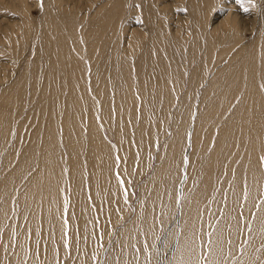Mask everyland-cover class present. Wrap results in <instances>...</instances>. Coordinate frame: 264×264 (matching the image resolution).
<instances>
[{
    "label": "bare ground",
    "instance_id": "bare-ground-1",
    "mask_svg": "<svg viewBox=\"0 0 264 264\" xmlns=\"http://www.w3.org/2000/svg\"><path fill=\"white\" fill-rule=\"evenodd\" d=\"M218 3L190 2L198 17L192 28L184 25L187 39L181 25L170 30L151 9L140 13L149 20L150 38L143 27L123 45L115 26L88 45L74 18L70 43L52 25L39 53V80L21 82L23 101L0 89V264H100L112 236L107 264H156L155 239L170 225L180 247L175 241L160 264L187 258L193 230L201 237L219 230L234 242L241 264H264V37L239 49L237 14L210 22ZM103 7L96 15L113 19L125 11L117 0ZM22 34L29 38L26 26ZM16 35L11 45L23 54ZM231 51V62L222 64ZM184 54L197 64L178 99ZM214 57L216 67L207 68ZM203 75L207 88L193 120L195 78ZM104 127L114 129L118 154ZM157 131L158 166L140 187L135 218L119 230L137 183L152 167Z\"/></svg>",
    "mask_w": 264,
    "mask_h": 264
},
{
    "label": "rangeland",
    "instance_id": "rangeland-1",
    "mask_svg": "<svg viewBox=\"0 0 264 264\" xmlns=\"http://www.w3.org/2000/svg\"><path fill=\"white\" fill-rule=\"evenodd\" d=\"M108 1L109 0H62L59 2L61 4H57L56 0H0V89L12 92L11 95H13V98L17 102L21 103L23 101L24 94L21 92V82L26 79L32 81L34 78L38 79L40 76L43 64L38 63L39 53L43 51L44 37L48 36V32L54 23H58L63 40L70 43L74 34L70 26V18H74L76 23L79 25L77 32L86 40L88 45L93 44L95 39H99L101 37L103 39V37L110 35L112 33L111 28L115 26L116 31H118V35L120 32L123 37L121 41V44L123 45V43L128 44L129 41L134 39V32L141 30L143 27V34L145 35V32L148 33L147 36L145 35L146 39L150 38L153 31H151L152 28L149 25V20L144 18L146 16L143 15V17L140 14L144 10L146 11L151 9L152 13L155 11L157 13L156 14L154 12L156 14L155 16L164 18L165 22L167 19V28L172 31L176 30L178 25H181L179 33L183 34L185 39H187L186 37H188L189 34L186 35L184 25L192 28L198 17L193 16L190 12L189 5L192 0H117L120 2L121 6H124L125 8V11L120 16L114 15V18L112 19L107 16H103L102 14L96 15L99 11L98 9H100L102 13L107 11L103 5L108 3ZM193 1H195V4L197 3V5L204 2V0ZM120 11L119 7L115 13L119 14ZM210 13V17L212 16L210 18V22L214 21V18H218L220 14L222 15L220 21L227 13L232 16L234 14L238 15L237 28L240 29L241 27L240 31L243 37L241 43L238 45L239 49L244 48V50H249V48L253 45V41H258L264 37V32H261V30L264 29V0H253L251 4H240L237 3V0H219V3L210 10ZM193 18L196 20L194 21ZM110 22H112L111 25ZM10 23H14L12 30L9 34L4 35L5 28L8 27V25L10 26ZM47 23H49V25H47ZM217 24L218 22L209 27L216 26ZM25 26L28 28L30 34L29 38L26 40L23 39L22 34ZM161 26H163V22ZM17 32H19V37L23 40H21L20 46L22 49H26V51H23V54L14 50L15 47L11 45L14 38L15 41L18 40V36L16 35ZM191 36L194 38L193 34ZM189 41L187 42L189 43ZM204 43L205 42L202 44ZM233 53L234 52L231 51L222 64L226 65L227 62H231L233 59ZM196 62V60H192L186 54L181 57L180 66L184 76L183 83L180 84L182 91L180 92L178 99L184 96L189 90V82L194 75L193 70L196 68ZM215 62L216 58L213 59L210 66L207 68H215L216 66H213ZM38 66L40 67L39 71ZM109 73L110 70H108L107 74ZM202 78H204V75L201 79L195 78V85L198 84V88L196 89L198 96L194 105L192 104V98L188 101V106L190 108L192 105L194 106L192 119L195 116L196 108L199 105V97H203V92L207 88V79L205 80V83H200ZM177 109L178 105L176 102L174 108L170 109L171 122ZM16 120L17 119L15 118L14 123ZM171 122L167 127L168 134L166 140L170 138L169 134L172 131ZM193 124L194 123H192V125ZM103 131L113 150L118 154V140L114 129L104 127ZM14 135H17L16 130L14 131ZM155 135L157 143L155 151L152 152V167L145 175L142 176L140 182L137 183L134 190V199L131 204V214H129L120 224L119 230L120 228L128 225L135 218L137 212L136 204L141 199L140 187L142 184L147 182L146 180L153 175L155 168L158 166L156 161V155L158 152L157 147L162 146V144L159 141V131H157ZM12 144L13 140L7 147L6 153L12 147ZM4 160L5 152L0 153V173L3 169ZM137 164L138 161L136 162V165ZM133 175L134 180L137 176V168L135 169ZM168 228L159 233L158 237L155 239V258H157L156 264L162 263L164 259L166 260V258L169 257L168 253H171L175 247L177 233L174 237H172L171 231L173 226L170 225V228ZM114 238L115 236H112L108 242L106 241V251H104L101 256L102 259L100 264L105 262V254L109 252H107V250H110L112 246L111 244L115 240Z\"/></svg>",
    "mask_w": 264,
    "mask_h": 264
},
{
    "label": "snow or ice",
    "instance_id": "snow-or-ice-1",
    "mask_svg": "<svg viewBox=\"0 0 264 264\" xmlns=\"http://www.w3.org/2000/svg\"><path fill=\"white\" fill-rule=\"evenodd\" d=\"M252 2L253 0H237V3L240 4H251ZM246 196L247 194H245V198ZM65 223L67 222L65 221ZM238 224L239 221H237V230H239ZM213 236H215V239H213ZM234 246V242L223 238V234L219 230L215 233L208 232L205 237H201L198 231L193 230L185 242L187 258L185 259L184 256H181L179 264H241L239 258L235 256L232 250ZM176 247H180L179 241H177ZM239 250L242 253L243 246ZM136 251L139 252L140 249H136ZM148 259L150 262V254ZM173 264H175L174 261Z\"/></svg>",
    "mask_w": 264,
    "mask_h": 264
}]
</instances>
